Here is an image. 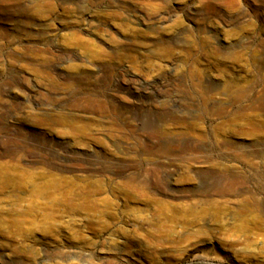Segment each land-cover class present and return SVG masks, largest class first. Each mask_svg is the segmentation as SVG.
I'll return each instance as SVG.
<instances>
[{"label": "rangeland", "instance_id": "obj_1", "mask_svg": "<svg viewBox=\"0 0 264 264\" xmlns=\"http://www.w3.org/2000/svg\"><path fill=\"white\" fill-rule=\"evenodd\" d=\"M0 264H264V0H0Z\"/></svg>", "mask_w": 264, "mask_h": 264}]
</instances>
